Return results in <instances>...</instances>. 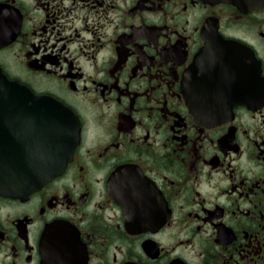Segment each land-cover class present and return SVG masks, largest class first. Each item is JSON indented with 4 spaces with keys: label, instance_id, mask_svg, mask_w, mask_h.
I'll return each mask as SVG.
<instances>
[{
    "label": "flooded vegetation",
    "instance_id": "af4514ba",
    "mask_svg": "<svg viewBox=\"0 0 264 264\" xmlns=\"http://www.w3.org/2000/svg\"><path fill=\"white\" fill-rule=\"evenodd\" d=\"M207 19L252 52L254 105L224 104L240 57H198ZM0 72L80 123L59 175L0 194V264H264V4L0 0Z\"/></svg>",
    "mask_w": 264,
    "mask_h": 264
},
{
    "label": "water",
    "instance_id": "95a60500",
    "mask_svg": "<svg viewBox=\"0 0 264 264\" xmlns=\"http://www.w3.org/2000/svg\"><path fill=\"white\" fill-rule=\"evenodd\" d=\"M203 1L228 2L242 11L264 3V0ZM201 34L205 42L198 51V57L206 59L211 70L226 72L230 62L225 59L229 60L235 55L241 59L245 83L242 81L236 89L232 88L233 92L222 94L223 99L228 97L224 100L227 110L236 105H252L258 93L257 70L252 53L234 41L222 39L217 25L213 26L209 19ZM218 42L221 45H215ZM216 58L224 61L217 65ZM0 113L5 114L0 121L7 123L6 129L13 126L12 132L0 134V138L5 139V150L0 149V194L27 196L64 170L79 141V123L75 115L61 103L51 97L36 95L29 88L1 74ZM52 248L47 241L44 242L45 253H49Z\"/></svg>",
    "mask_w": 264,
    "mask_h": 264
}]
</instances>
